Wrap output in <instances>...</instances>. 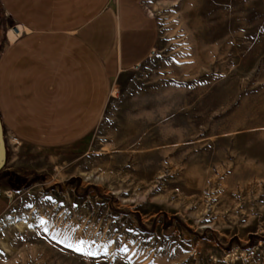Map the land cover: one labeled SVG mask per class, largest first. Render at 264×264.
Wrapping results in <instances>:
<instances>
[{"label": "rangeland", "instance_id": "374dc122", "mask_svg": "<svg viewBox=\"0 0 264 264\" xmlns=\"http://www.w3.org/2000/svg\"><path fill=\"white\" fill-rule=\"evenodd\" d=\"M141 2L154 57L89 137L5 132L0 264H264V0Z\"/></svg>", "mask_w": 264, "mask_h": 264}, {"label": "crops", "instance_id": "0c3cea01", "mask_svg": "<svg viewBox=\"0 0 264 264\" xmlns=\"http://www.w3.org/2000/svg\"><path fill=\"white\" fill-rule=\"evenodd\" d=\"M16 26L0 51L5 132L35 148L78 143L114 84L154 57L159 26L141 0H0ZM0 196V213L5 207Z\"/></svg>", "mask_w": 264, "mask_h": 264}, {"label": "water", "instance_id": "95a60500", "mask_svg": "<svg viewBox=\"0 0 264 264\" xmlns=\"http://www.w3.org/2000/svg\"><path fill=\"white\" fill-rule=\"evenodd\" d=\"M7 159H8V146H7L6 136H5L4 124L2 121V117L0 115V175H1L2 169L7 163Z\"/></svg>", "mask_w": 264, "mask_h": 264}, {"label": "snow or ice", "instance_id": "6c2138e0", "mask_svg": "<svg viewBox=\"0 0 264 264\" xmlns=\"http://www.w3.org/2000/svg\"><path fill=\"white\" fill-rule=\"evenodd\" d=\"M43 223V222H42ZM47 230V229H46ZM83 243H85L84 241H80V244L83 245ZM68 247H73L72 244H68L67 245ZM77 251H84V248L81 246V247H77L76 248Z\"/></svg>", "mask_w": 264, "mask_h": 264}]
</instances>
